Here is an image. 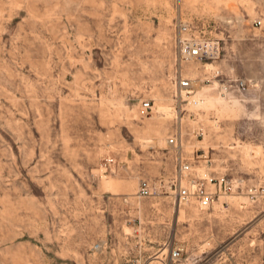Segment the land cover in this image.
I'll return each mask as SVG.
<instances>
[{
  "label": "rangeland",
  "instance_id": "1",
  "mask_svg": "<svg viewBox=\"0 0 264 264\" xmlns=\"http://www.w3.org/2000/svg\"><path fill=\"white\" fill-rule=\"evenodd\" d=\"M178 24L217 59L180 61ZM179 157L242 185L136 197ZM175 243L264 264V0H0V264H161Z\"/></svg>",
  "mask_w": 264,
  "mask_h": 264
},
{
  "label": "built area",
  "instance_id": "2",
  "mask_svg": "<svg viewBox=\"0 0 264 264\" xmlns=\"http://www.w3.org/2000/svg\"><path fill=\"white\" fill-rule=\"evenodd\" d=\"M255 24L257 25L259 22H255ZM174 40L176 54L180 61L204 63L217 59V51L214 45L206 40L193 37L190 29L183 24L177 25ZM195 83L189 78L179 76L175 82L176 98L179 101L188 99V105L196 106L198 102L194 99ZM237 88L244 90L245 84L239 83ZM142 108L145 110L150 109V102L142 103ZM166 144L175 151L179 150L175 138L166 139ZM241 185L242 181L229 180L224 175L213 174L207 168H203L196 173L191 163L179 157L173 179H170V181H164L163 179L140 180L135 195L138 198H153L170 194L177 205L194 200L201 208H209L215 201L219 200L221 192L225 193L236 186L241 187ZM247 195L253 198L254 194L251 189L247 191ZM184 252V245L175 243L170 247L167 257L161 261V264H183L185 262Z\"/></svg>",
  "mask_w": 264,
  "mask_h": 264
},
{
  "label": "bare ground",
  "instance_id": "3",
  "mask_svg": "<svg viewBox=\"0 0 264 264\" xmlns=\"http://www.w3.org/2000/svg\"><path fill=\"white\" fill-rule=\"evenodd\" d=\"M211 45H214V44L211 42ZM96 249H98V247Z\"/></svg>",
  "mask_w": 264,
  "mask_h": 264
}]
</instances>
